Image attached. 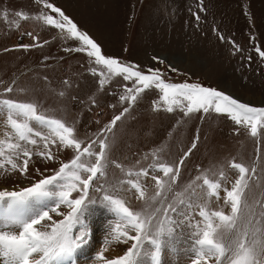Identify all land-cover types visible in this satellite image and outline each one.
I'll return each instance as SVG.
<instances>
[{
	"label": "rangeland",
	"instance_id": "1",
	"mask_svg": "<svg viewBox=\"0 0 264 264\" xmlns=\"http://www.w3.org/2000/svg\"><path fill=\"white\" fill-rule=\"evenodd\" d=\"M102 1L49 0L76 22L82 31H86L101 46L105 55L138 65L145 72L149 68H159L168 82H199L205 87H213L231 95L221 85L232 89L234 81L228 77V71L232 70L248 89L254 92L256 89L264 90V57L257 52V48L264 51V0ZM108 1L111 5L107 4ZM41 7L35 0H0V92H3L4 85L15 80L16 90L9 94L11 98L34 101L39 110L46 111L48 115H54L69 124L75 121L79 138L85 139L86 134L91 137L114 115H118L123 107L128 106L119 98L126 87H132V81L112 76L100 90L99 73L102 66L90 62L84 52L67 50L77 48L79 41L62 38L60 30L53 26L44 25L35 19L22 20L15 15L23 11L31 16L39 12ZM46 11L56 18L55 13ZM96 13L113 15L107 20ZM178 27L183 32H175ZM28 32L38 39L33 40L32 36L25 34ZM20 44L37 46L25 50L19 47ZM163 54L166 57H162ZM153 57L165 63L161 64ZM92 68H96V74L91 71ZM172 68L176 71H172ZM65 80L69 83L65 84ZM21 88L25 91H19ZM245 88L240 87L242 95L254 97V92ZM61 91L65 93L62 97L59 95ZM161 95L154 86L144 90L129 112L117 122L114 132L108 133L109 141H116L112 158L126 167L136 166L137 160L141 162L139 166L146 167L151 162V156L144 160L145 153L164 147L161 157L169 163L178 162L195 141L196 147L185 158L181 168L178 190L199 174L198 168H212L215 171L221 166L229 177L225 186L230 190L238 177V171L229 167L234 158L249 168L253 165L257 168L259 180L253 179L245 193L247 203L255 205V201L264 193V128L258 129V135L253 137L248 126L236 124L225 113H216L214 110L204 113L199 110L185 116L181 108L176 106L172 112H168L159 99ZM93 96L96 104L90 103L89 98ZM97 121L100 123L97 124ZM73 154L71 149L61 150L58 160L66 162ZM35 167L43 171L44 166L37 163L33 165ZM58 167V162L48 164L49 170ZM120 177L119 169H108L110 182ZM17 183L25 185L28 181L0 179V189L12 190ZM148 184L151 187L150 179ZM100 195L93 191L90 198ZM120 195L124 196L129 207H142L132 193ZM225 195L222 188L219 198H211L209 210H223L225 214H230V204L225 203ZM259 210L256 206L257 213ZM89 211L91 215H86L85 219L91 227V236L87 245L77 251V254H81L79 264H99L94 256L104 247L109 222L113 225L116 223L114 216L105 226V218L100 212L106 210L99 200L95 205H90ZM200 219L198 215L195 216L192 224L195 225ZM177 231V237L185 238L186 235L191 236L194 228L185 224ZM234 236L233 232L226 240ZM130 246L131 242L113 244L104 255L109 259L114 258L122 255ZM190 250L187 258L181 255L180 250L177 253L176 249H165L161 264H166L165 259L170 264H187L189 259L195 258L193 246ZM181 257L184 259L180 260ZM144 260L145 264H150L147 257Z\"/></svg>",
	"mask_w": 264,
	"mask_h": 264
},
{
	"label": "snow or ice",
	"instance_id": "2",
	"mask_svg": "<svg viewBox=\"0 0 264 264\" xmlns=\"http://www.w3.org/2000/svg\"><path fill=\"white\" fill-rule=\"evenodd\" d=\"M35 2L42 5L39 12L30 16L18 11L15 15L22 20L35 19L53 26L60 30L62 38L79 41L77 48L67 50L84 52L90 62L102 66L100 90L112 76L132 81V87H126L119 98L128 106L91 137L86 134L85 139H81L75 121L69 124L48 115L40 111L34 101L11 98L9 94L16 90L15 80L3 86L0 92V127L4 129L0 137V179L28 183H17L12 190L0 189V262L75 264V254L90 238L91 229L85 216L91 215L90 205L99 200L100 205L116 217L114 225L109 222L104 247L96 254L99 264H145V257L150 264H161L162 252L174 249L177 229L185 224L194 228L191 238L195 258L191 264H264V193L255 205H249L245 199L251 181L259 180L255 165L249 168L233 158L229 167L238 171V177L230 190L225 186L229 177L223 166L215 171L198 168L199 174L178 190L181 168L196 147L195 141L178 162L164 160L160 155L164 147H157L145 153L144 160L151 156L146 167L139 166V160L136 161L139 167H126L112 158L116 141L108 138V133L114 132L117 122L129 112L140 94L153 86L162 93L159 99L168 112L176 106L185 116L199 110L225 113L236 124L248 126L253 137L258 135V129L264 128V107L243 103L199 82H168L159 68L145 72L138 65L105 55L101 46L60 7L49 0ZM46 10L55 13L56 18ZM25 34L38 39L31 32ZM36 46L19 45L25 50ZM257 52L264 57V51L257 48ZM153 59L165 63L157 57ZM91 71L96 74L97 70L92 68ZM59 95L62 97L65 93L61 91ZM89 100L96 104L94 96ZM68 149L74 153L72 158L66 162L58 160L61 150ZM57 162L59 167L49 170L48 164ZM37 163L43 164V171L40 167L33 168ZM110 167L121 173V177L112 182L108 179ZM49 171L51 174H46ZM222 188L226 193L225 203L230 204V214L209 210L211 198H219ZM93 191L101 195L90 198ZM121 193H132L142 207H129ZM197 215L201 219L193 225L192 220ZM233 232L235 236L226 240ZM129 242L131 246L122 255L105 257L111 245Z\"/></svg>",
	"mask_w": 264,
	"mask_h": 264
},
{
	"label": "bare ground",
	"instance_id": "3",
	"mask_svg": "<svg viewBox=\"0 0 264 264\" xmlns=\"http://www.w3.org/2000/svg\"><path fill=\"white\" fill-rule=\"evenodd\" d=\"M98 1H101V0H98ZM102 2H104V0L102 1ZM108 3H110V5H111V2H107V4ZM105 4H106V2H105ZM105 4H103V5H105ZM114 4V3H113ZM107 7V6H106ZM110 7V6H109ZM108 7V8H109ZM111 8V7H110ZM104 9H105V7H104ZM104 9L102 10V11H104ZM112 9V8H111ZM111 9H109V11L111 10ZM108 10V9H107ZM112 11V10H111ZM115 11V10H114ZM107 12V11H106ZM100 13V12H99ZM108 13V12H107ZM97 14V13H96ZM115 14V13H114ZM98 15V14H97ZM110 15V14H109ZM109 15L107 16V15H105V13H102L101 15H98V16H100V18L101 17H105L107 20H109V19H111V15H113V14H111L110 15V18H108L109 17ZM97 16V17H98ZM107 16V17H106ZM113 17V16H112ZM115 18V17H114ZM175 32H183V30L181 29V27H178L177 28V30L175 31ZM179 38H181L180 36H178ZM179 40V39H178ZM173 41H175V40H173ZM176 42V41H175ZM179 43V42H178ZM211 53V52H210ZM209 53V54H210ZM194 55V54H193ZM162 57H166V55H162ZM167 59V58H166ZM174 59H176V58H174ZM220 61H221V59H220ZM219 61V62H220ZM174 63V62H173ZM174 64H176V63H174ZM207 65H208V63H207ZM228 77H229V79H231L232 80V82L234 81V85L232 86V89L231 88H229L228 89V87H225L224 85H221V86H223L228 92H229V94H231V95H233L234 97H236L237 99H239V100H242V101H244V102H246V103H249V104H254V105H261V106H264V90H262V89H256V91L254 92V91H252L251 90V88H249L248 89V87H247V85L245 84V83H241L239 80H238V77H237V75H236V73L235 72H233L232 70H229L228 71ZM244 84V85H243ZM227 85H229V84H227ZM226 85V86H227ZM243 86H245L246 88V90H248V91H252V92H254V93H252L253 94V96L254 97H251L249 94H244V95H242V92H240V87L242 88ZM231 89V90H230ZM247 91V92H248ZM187 227V226H186ZM178 232V231H177ZM183 232V231H182ZM184 233V232H183ZM182 234V233H181ZM178 235V234H177ZM183 235V234H182ZM192 243V244H191ZM192 246H193V241H192V238H191V236H187L186 235V237L185 238H181V236L180 237H177V239H176V242H175V244H174V249H176V251H177V253L179 252V250L181 251V255L182 256H185V257H189V253H191V248H192ZM173 249V250H174ZM118 253V252H117ZM177 255H179V254H177ZM165 257V256H164ZM162 258V257H161ZM183 257H181V258H179L180 260L182 259ZM168 259H170V258H168ZM184 259V258H183ZM190 261L187 263V264H191V259H189ZM91 262V261H90ZM166 264H170V262L168 263V261L165 259V261H164ZM77 263L79 264L80 263V260H77ZM98 263V262H97ZM0 264H2V262H0ZM89 264V263H88ZM92 264V263H91ZM184 264V263H183Z\"/></svg>",
	"mask_w": 264,
	"mask_h": 264
}]
</instances>
